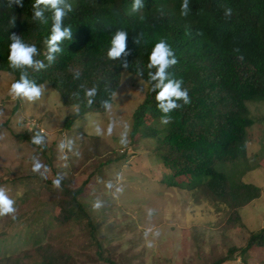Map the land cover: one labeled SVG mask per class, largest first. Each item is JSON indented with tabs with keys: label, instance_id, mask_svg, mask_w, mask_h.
I'll list each match as a JSON object with an SVG mask.
<instances>
[{
	"label": "rangeland",
	"instance_id": "1",
	"mask_svg": "<svg viewBox=\"0 0 264 264\" xmlns=\"http://www.w3.org/2000/svg\"><path fill=\"white\" fill-rule=\"evenodd\" d=\"M13 82V75L0 72V186L17 209L15 219L0 216V259H36L37 250L49 245L64 252L69 264H213L245 249L250 235L264 228L263 103L249 105L255 124L248 132L246 160L218 165L234 183L262 190L260 199L234 211L216 206L200 191L169 187L157 142L131 137L134 113L149 90L141 78L124 71L112 111L79 117L70 129L66 122L78 114L77 107L64 106L49 84L34 103L13 100L8 94ZM112 121L116 126L109 136ZM124 125L126 145L120 143ZM41 128L47 134L43 148L25 138ZM68 140L71 150H61L59 144ZM34 157L48 167L47 179L32 171ZM57 177H62L59 188L53 184ZM190 178L173 181L189 185ZM79 188L84 212L72 208L74 220L60 226L58 202L67 190ZM97 200L99 209L93 207ZM245 259L236 252L225 264H264V250L254 248Z\"/></svg>",
	"mask_w": 264,
	"mask_h": 264
},
{
	"label": "trees",
	"instance_id": "2",
	"mask_svg": "<svg viewBox=\"0 0 264 264\" xmlns=\"http://www.w3.org/2000/svg\"><path fill=\"white\" fill-rule=\"evenodd\" d=\"M68 2L73 11L65 17L64 26L71 27L73 38L61 43L62 53L48 65L46 41L51 33L52 12L45 10L48 23L42 24L34 19L35 0H23V7H9L8 0H0V72L13 75L15 81L20 77V71L12 69L8 62L12 33L35 44L40 53L36 58L47 67L39 72L28 69L29 79L37 85L49 84L60 94L64 106L79 109L66 122V129H70L79 117L106 113L101 101L117 94L122 73L128 71L149 88L134 113L131 137L142 135L157 142L169 187L190 193L200 191L216 206L234 211L260 199L261 188L234 183L227 173L218 170V165L246 160L248 132L255 124L249 105L264 104V0H189L187 16L181 15L183 0H143L139 12L132 11L133 0ZM227 8L232 10L231 16L225 15ZM117 30L128 32L127 50L131 54L127 56L126 69L120 60L107 55ZM134 37L139 38V44L133 42ZM161 40L168 43L178 59L168 71L183 80L182 87L188 90L191 100L189 104L178 101L182 107L169 114L167 125L161 123L164 114L155 99L159 90L153 91L154 82L147 68L152 49ZM138 68L143 70L142 76ZM76 73L80 74L78 79ZM92 87L98 92L89 106L85 89ZM25 138L31 142L29 135ZM183 176L191 177L189 185L173 181ZM83 194V188L67 190L60 199L56 218L60 226L74 220L72 208L84 212L80 202ZM254 248L264 250V228L250 235L245 249H234L213 264L232 261L236 252L247 263L246 254ZM13 256L1 258L0 264H11ZM35 257L16 258L12 264L70 263L64 252L49 245L39 248Z\"/></svg>",
	"mask_w": 264,
	"mask_h": 264
},
{
	"label": "clouds",
	"instance_id": "3",
	"mask_svg": "<svg viewBox=\"0 0 264 264\" xmlns=\"http://www.w3.org/2000/svg\"><path fill=\"white\" fill-rule=\"evenodd\" d=\"M19 5L23 7V0H8V6ZM43 6V8L41 7ZM144 6L143 0H133L132 11L139 12ZM34 19L40 21L42 24L48 23V17L45 16V10H50L52 12V25L51 33L46 41L47 43V54L46 60L48 65H51L55 60L56 56L62 53L61 43L64 40H72L73 33L70 26H64V19L68 13L73 11L72 4L68 0H35L33 4ZM189 13V0H183L181 4V15L187 16ZM232 10L227 8L225 10L226 16H231ZM13 23H15V18H13ZM10 54L8 55L9 66L12 69L20 71V77L17 81L13 82L9 88V96L13 99H22L30 103L38 101L44 94V85H37L34 80L29 79L28 69H33L39 72L45 69L47 65L43 60L37 59L40 55L39 50L35 44L26 43L21 39L20 35L12 33L10 35ZM127 40L128 32L125 30H117L112 41L111 47L108 50V57L112 60H120L123 67L126 69L128 67L127 56L131 54L127 50ZM135 44H139V38H133ZM178 63V59L175 55L174 50L168 45L165 40H161L155 44L152 52L149 56V62L147 64L148 77L154 82L153 91L157 89L155 99L157 101V106L159 110L164 114L161 117V123L167 125L171 116L169 115L173 110L182 107L178 101H183V104L191 103L188 90L183 88V80L174 78L168 71L171 67ZM155 68V72L151 69ZM138 75H143V70L138 68ZM79 73H76V78H79ZM97 88L92 87L85 89V98L87 103L91 106L94 103V98L97 95ZM116 98V93H112L111 98L104 99L101 101V106L106 112H111L113 109L112 100ZM115 121L109 123L107 128V134L112 135ZM98 135H103V129L97 126L95 129ZM128 125H124V131L120 136V143L126 145L128 143ZM46 133L44 129H39L31 137V142L34 145L43 148L46 143ZM73 142L68 140L66 142H61L59 148L64 150L65 148L71 150ZM32 171L38 173L41 178L47 179V173L49 169L46 165L40 162L38 158H33ZM62 177H57L53 180L55 187L59 188L61 186ZM109 188L112 187L111 184L108 185ZM121 189H117V192ZM15 201L9 197L5 187L0 186V216L12 215L15 219V213L17 212L16 207H14ZM94 208L99 209L102 207V202L97 200ZM151 215V210L149 212Z\"/></svg>",
	"mask_w": 264,
	"mask_h": 264
}]
</instances>
